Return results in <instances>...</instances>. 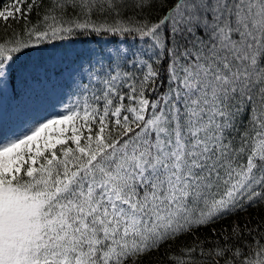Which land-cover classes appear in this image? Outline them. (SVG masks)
I'll return each instance as SVG.
<instances>
[{"label": "snow or ice", "instance_id": "6c2138e0", "mask_svg": "<svg viewBox=\"0 0 264 264\" xmlns=\"http://www.w3.org/2000/svg\"><path fill=\"white\" fill-rule=\"evenodd\" d=\"M41 2L10 0L0 23L27 21ZM67 4L76 16L65 18ZM50 8L23 35L0 37V92L11 100L26 49L77 33L138 43L80 62L58 113L0 138V264H144L264 206V0ZM128 8L156 9L157 19H125ZM211 232L168 264H264V218Z\"/></svg>", "mask_w": 264, "mask_h": 264}, {"label": "rangeland", "instance_id": "374dc122", "mask_svg": "<svg viewBox=\"0 0 264 264\" xmlns=\"http://www.w3.org/2000/svg\"><path fill=\"white\" fill-rule=\"evenodd\" d=\"M137 40L118 39L81 44L64 42L61 45L19 56L15 61L17 100L0 92V138L19 134L30 122L45 119L60 111L69 98V76L80 62L117 45L135 49Z\"/></svg>", "mask_w": 264, "mask_h": 264}, {"label": "trees", "instance_id": "16d2710c", "mask_svg": "<svg viewBox=\"0 0 264 264\" xmlns=\"http://www.w3.org/2000/svg\"><path fill=\"white\" fill-rule=\"evenodd\" d=\"M9 2L10 0H0V7H2L3 5ZM59 2L60 0H42L39 6L35 7L28 14L27 21L23 18L19 19L18 21H10L9 27H5L3 23H0V37L7 38V36L11 35L12 33H19L23 35L26 23L28 27H31L32 25H37L38 21H42L43 17L51 11L50 4H56ZM78 12L79 9H73L70 4L65 5V9H64L65 18H71L73 16H76ZM52 14H59V9H57L56 12H53ZM157 14H158V10L156 9H153L151 13L149 12L140 13L138 11L132 10L131 8L123 10V16L125 17V19L131 17L139 20V19H143L145 16H148L149 19L155 20L157 19ZM104 16L105 14L103 12H97L92 16V19L97 23H103L105 22ZM107 22H110V18ZM102 39L108 41L109 40L117 41L118 39L136 40L134 35L121 37V36H113L110 34L97 35L95 33H86V34L77 33L76 35H73L64 40L57 39L54 41L46 42L44 44L36 45L35 47L24 50L23 54H17V55L18 57L24 55H30L35 51L46 49L52 46L61 45L64 42H68V43L79 42L81 44H86L90 42H97ZM261 218H264V206L260 208H249L247 211L240 212L238 215H233L225 218L224 220L220 221L217 225H210L207 228H200L198 231L194 232L193 236L198 237L200 240H207L209 237H211L214 240L215 237L212 235L211 232L212 227H216V229L219 231L221 228H227L234 221L237 222L250 221L251 226L255 227L257 222L261 220ZM193 236H183L179 240H177L175 244H172V242L170 241L169 244H172V247L170 249L168 248L167 245L162 246L159 252H153L149 256H146L144 258V264H168L169 253L173 255H181L180 249L191 245L193 241Z\"/></svg>", "mask_w": 264, "mask_h": 264}]
</instances>
